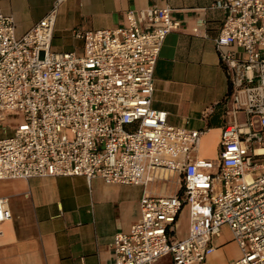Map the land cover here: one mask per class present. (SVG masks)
<instances>
[{
	"label": "built area",
	"instance_id": "1",
	"mask_svg": "<svg viewBox=\"0 0 264 264\" xmlns=\"http://www.w3.org/2000/svg\"><path fill=\"white\" fill-rule=\"evenodd\" d=\"M214 7L224 15L214 44L231 120L217 161L190 158L204 132L171 126L151 107L156 61L180 26L169 7L128 10L117 29L73 30L80 50L54 51L55 10L17 37L0 6V127L11 131L0 138V181L84 177L145 186L178 175L176 194H143L139 220L112 239L111 264L165 257L203 264L224 226L240 251L228 264H264V0ZM184 206L188 229L176 238ZM10 219L0 198V225Z\"/></svg>",
	"mask_w": 264,
	"mask_h": 264
},
{
	"label": "crops",
	"instance_id": "2",
	"mask_svg": "<svg viewBox=\"0 0 264 264\" xmlns=\"http://www.w3.org/2000/svg\"><path fill=\"white\" fill-rule=\"evenodd\" d=\"M217 1L46 0L37 19L32 17V0H0V6L13 17L17 37L55 10L54 51H59L53 46L58 31L70 33L78 42L73 30L117 29L128 10L169 7L180 26L166 36L156 61L151 107L166 112L171 126L204 132L190 158L217 161L221 131L231 121L229 80L214 44L224 17L214 7ZM65 42L62 46L70 47ZM73 50L80 47L62 51ZM165 180L145 186L84 177L0 181V198L8 199L11 213V219L0 225V264H111L112 239L139 220L143 194L177 193L178 175L169 174ZM175 229L176 238L187 233L185 206ZM211 244L214 251L203 264H228L240 257L227 226ZM155 264H171L170 258Z\"/></svg>",
	"mask_w": 264,
	"mask_h": 264
},
{
	"label": "rangeland",
	"instance_id": "3",
	"mask_svg": "<svg viewBox=\"0 0 264 264\" xmlns=\"http://www.w3.org/2000/svg\"><path fill=\"white\" fill-rule=\"evenodd\" d=\"M45 5H46V0H32L31 6H30V8H32V12H31L32 17H35L36 19L41 17ZM60 28L61 27L58 24L57 29L60 30ZM64 40H66L65 43H67L70 47L62 46L64 44ZM75 45L77 47H81V42L72 41V39L70 37V33L62 32V31H58L56 33V41L53 43V46H55L59 51L72 49ZM5 127H6V123H2L1 127H0V138L11 135L10 130L3 129Z\"/></svg>",
	"mask_w": 264,
	"mask_h": 264
}]
</instances>
